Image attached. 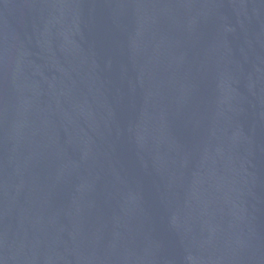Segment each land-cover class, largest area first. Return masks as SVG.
I'll list each match as a JSON object with an SVG mask.
<instances>
[{"label":"water","instance_id":"95a60500","mask_svg":"<svg viewBox=\"0 0 264 264\" xmlns=\"http://www.w3.org/2000/svg\"><path fill=\"white\" fill-rule=\"evenodd\" d=\"M0 264H264V0H0Z\"/></svg>","mask_w":264,"mask_h":264}]
</instances>
